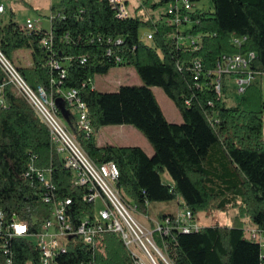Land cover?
<instances>
[{
  "label": "trees",
  "instance_id": "1",
  "mask_svg": "<svg viewBox=\"0 0 264 264\" xmlns=\"http://www.w3.org/2000/svg\"><path fill=\"white\" fill-rule=\"evenodd\" d=\"M170 1L159 0L153 7ZM189 1L194 5L201 0ZM212 2V10L191 12L192 25L187 29L156 21L146 13L120 17L109 0L53 3V50L66 67L64 77L49 64L51 52L41 44L49 30L43 27L26 30L12 19L4 24L0 21V49L13 63L18 50H30L32 64H14L32 87L41 85L54 99L62 98L67 117L59 109L60 117L95 163L118 164V187L125 201L138 211L146 213L147 201L176 198L194 215L211 208L237 210L230 224L176 230V240L165 250L171 264H264L262 245L245 225L247 217L264 232L262 86L260 82L249 84L239 102L228 106L211 77L205 74L196 79L193 69L196 59L212 62L224 53L253 51L252 67L264 74V0ZM143 26L155 29L150 42L141 38ZM194 37L199 39L197 49L184 42ZM109 38L123 42H108ZM235 38L242 40L236 43ZM109 48L113 50L110 55ZM83 52L87 53L85 62ZM119 64L134 66L142 84L121 85L117 91L93 86L97 74H107ZM155 86L162 87L175 102L183 123L168 120ZM70 87L78 88L87 102L94 131L106 125H133L145 135L154 153L149 155L139 145L98 144L94 132L79 130L60 91ZM0 96L4 99L0 101V210L6 219L17 215L37 231L52 205L41 200L37 184L25 176L30 162L51 168L58 192L74 197L77 204L84 190L72 183L71 172L54 150L48 126L27 98L8 83L1 68ZM164 173L169 174L170 182L163 180ZM81 207L89 209L84 204ZM4 240L0 235V264H40V249L26 238H11L8 254ZM89 256L96 264H133L116 231L99 235L93 248L83 243L71 245L60 260L72 262ZM157 260L167 264L159 256Z\"/></svg>",
  "mask_w": 264,
  "mask_h": 264
},
{
  "label": "built area",
  "instance_id": "2",
  "mask_svg": "<svg viewBox=\"0 0 264 264\" xmlns=\"http://www.w3.org/2000/svg\"><path fill=\"white\" fill-rule=\"evenodd\" d=\"M120 17L129 15L125 0H109ZM6 10L0 2V13ZM194 5L189 0H173L168 3L165 23L183 26L191 22V12ZM53 14L49 18L52 22ZM26 30L41 29L38 20L27 18L23 26ZM155 29L152 28L146 35L147 39L154 38ZM242 39L235 38L236 43ZM199 39L194 37L184 41L193 48H199ZM108 42L120 44L121 38H109ZM41 44L51 52L49 64L58 69L60 77L67 73L66 67L55 57L53 50V34L51 29L46 32ZM113 50L108 49V54ZM255 52L224 53L212 62L201 59L193 61L195 78L209 75L213 87L218 94H223V76L235 75L238 93L242 94L246 87L256 80L263 72L252 67ZM87 60V53H82V62ZM120 60V57H117ZM0 68L6 74L8 83L23 94L51 132V140L56 154L64 160V166L71 172L72 183L84 190L80 203L72 196L61 195L58 185L54 181L53 170L41 167L30 162L25 170V176L35 182L39 188L40 198L43 202L52 205L50 214L44 218L41 228L37 231L34 226L15 215L11 220L5 218L0 210V235L4 237L3 249L9 253L11 238H26L33 246L40 249V264H96L92 256L64 262L60 260L69 252L71 245L83 243L95 247L96 238L105 232L116 231L130 251L133 264H159L157 256L167 264H171L165 250L170 242L176 240V230L190 232L200 229L194 218L193 212L185 208L183 212L174 216L165 214L155 220L152 226H147L139 221L133 214L137 210L135 205L127 203L118 187L120 168L114 161L95 163L81 147L74 137L70 126L60 117L55 99L49 95L43 86L32 87L23 77L17 66L0 49ZM61 95L71 106L76 127L87 134L94 132V126L89 118L87 102L83 99L78 88H61ZM0 96V101L3 102ZM84 204L89 209H83ZM150 202H146L149 206ZM156 233L159 235L157 238ZM251 237L260 241L264 257V232L253 228L249 231ZM11 254V251H10ZM9 257L8 261L11 262ZM31 264V263H28Z\"/></svg>",
  "mask_w": 264,
  "mask_h": 264
},
{
  "label": "rangeland",
  "instance_id": "3",
  "mask_svg": "<svg viewBox=\"0 0 264 264\" xmlns=\"http://www.w3.org/2000/svg\"><path fill=\"white\" fill-rule=\"evenodd\" d=\"M59 0H0L6 6V10L0 13V21L2 24L9 22L11 19L19 22L20 24H25L27 18H32L38 20L40 25L47 29H51V7L52 4L57 3ZM130 5L134 0H129ZM142 5L139 8L137 15L151 14L154 16L156 21H165L166 10L168 8V3L164 2L159 4L156 8L153 7L155 2L159 0H137ZM212 10L213 2L212 0H201L194 3V10ZM129 11V8H128ZM130 12V11H129ZM191 22L185 24L183 29L190 28ZM152 28L149 26H143L140 29L141 38L144 41L150 42L146 38L147 33ZM16 65L28 66L32 64V55L30 50L20 49L16 52ZM252 83L260 81L261 76ZM225 89L223 93V99L228 106L235 105L239 102L241 95L238 93V86L236 84L235 77L225 76L224 77ZM93 86L97 87L102 91H117L121 85L129 84H142V79L137 73L136 69L132 65L119 64L110 69L107 74H97L92 81ZM258 84V83H256ZM262 86L264 93V83H259ZM155 94L166 114L167 118L171 122L183 123L184 119L180 110L176 106L175 102L166 94L164 89L159 86L154 87ZM76 118V116H75ZM75 120V119H74ZM125 126V127H124ZM95 140L98 144H112V145H139L147 149L145 142L150 144L145 135L135 128L133 125H106L99 127L94 131ZM151 146V144H150ZM170 176L168 173L163 174V180H169ZM182 201V200H181ZM185 210L184 204L179 202V199H173L168 201H151L146 209V213H141L138 210H133L135 217L147 226H152L155 220H159L162 214L169 213H179ZM237 210H231L229 212H222L217 209L203 210L194 215L195 221L201 225H213L215 223H231L232 218L236 215ZM245 225L247 226V231H251L253 228L252 223L249 219L245 218ZM250 235V234H249Z\"/></svg>",
  "mask_w": 264,
  "mask_h": 264
},
{
  "label": "crops",
  "instance_id": "4",
  "mask_svg": "<svg viewBox=\"0 0 264 264\" xmlns=\"http://www.w3.org/2000/svg\"><path fill=\"white\" fill-rule=\"evenodd\" d=\"M125 2H126V4H127V7L129 8V14H131V15H136L137 13H138V11H139V8L141 7V5H142V3L140 2H138L137 0H134V4L132 3L131 5H130V1L129 0H125ZM258 82V81H257ZM261 84H263L264 83V78L262 77V78H260V81H259ZM95 87V86H94ZM97 88V87H96ZM154 88V87H153ZM98 89V88H97ZM237 104V103H236ZM125 127V126H124ZM146 143V145H147V149L146 148H144V147H142L149 155H152L153 153H154V148H153V146L151 145L150 146V144H148L147 142H145ZM171 180L169 179V180H166V182H170ZM179 202L181 203L182 201L181 200H179ZM183 203V202H182ZM185 206V205H184ZM176 214V213H175Z\"/></svg>",
  "mask_w": 264,
  "mask_h": 264
},
{
  "label": "water",
  "instance_id": "5",
  "mask_svg": "<svg viewBox=\"0 0 264 264\" xmlns=\"http://www.w3.org/2000/svg\"><path fill=\"white\" fill-rule=\"evenodd\" d=\"M55 103H56L58 109H60L61 112L64 114V116L67 117V109L63 103L62 98L61 97L56 98Z\"/></svg>",
  "mask_w": 264,
  "mask_h": 264
}]
</instances>
